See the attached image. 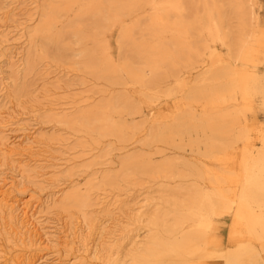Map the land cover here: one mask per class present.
<instances>
[{"label":"rangeland","instance_id":"374dc122","mask_svg":"<svg viewBox=\"0 0 264 264\" xmlns=\"http://www.w3.org/2000/svg\"><path fill=\"white\" fill-rule=\"evenodd\" d=\"M231 1L0 0V136L17 144L0 161V199L10 206L0 210V249L9 264H129L159 247L160 232L171 234L190 197L228 195L243 147L239 127L254 136L264 126L256 95L212 110L211 97L235 77L218 74L219 65L264 69V52L253 63L229 48L241 31L264 30V0H240V14ZM128 35L148 53L177 40L186 59L172 51L144 63L132 42L122 43ZM90 55L99 75L86 69ZM105 106L104 134L75 121ZM226 132L232 144L211 155L208 138ZM88 193L89 206L73 205ZM115 198L122 203L107 215ZM211 222L222 248L246 237L231 211ZM200 264L224 262L209 249Z\"/></svg>","mask_w":264,"mask_h":264},{"label":"bare ground","instance_id":"6f19581e","mask_svg":"<svg viewBox=\"0 0 264 264\" xmlns=\"http://www.w3.org/2000/svg\"><path fill=\"white\" fill-rule=\"evenodd\" d=\"M231 5L236 14H240L243 11L242 1L233 0L231 1ZM7 35L8 33L5 35L6 38L2 40L3 43L9 42ZM128 41L133 43L129 50L133 55L137 54L140 57L139 59L144 63L152 62L154 60L159 62L164 59L167 52L170 53L172 51L171 56L178 60H185L187 56L186 49L177 40H172L173 45L171 46L165 48L157 47L150 53H148L147 49L145 51L140 48V44L134 36L128 35V37L122 39V43ZM229 48L232 53L235 52L236 59L246 62H256L257 55L264 52V30H255L251 33L241 31L239 36L229 43ZM168 65L171 66L172 62ZM260 68L247 66L245 67V72L241 74L237 68L233 69L224 63L219 65V70L217 71L218 74L227 76L233 74L235 77H231L228 84L225 85V88H221V90L215 92L211 97V106L214 113H218L220 110L229 107V103L233 104L239 100L248 103L250 102L251 97L255 95L261 99L262 105H264V69ZM86 69L92 74H100V68L93 55L88 57ZM132 69L136 72L134 65ZM170 69L172 70L173 67L171 66ZM112 71L114 72L113 69ZM42 78H45V75ZM46 98L49 101H57V98H49V94L46 95ZM108 107L105 106L99 110L96 109V111H87L82 115L80 120L75 119V121L88 122L93 125L92 127L104 134L108 128L104 109ZM241 113L244 118L245 111H242ZM0 114H2L1 109ZM240 123V118H237L236 121H234V124ZM252 131V129L245 126L239 127L238 140L242 141L243 147L237 161L236 174L232 176L230 180L232 188H230L231 191L228 192V195L218 192L210 194L201 193L200 195L190 197L186 202L187 207L178 210L172 224L168 226V231H170L171 234L164 235L160 232L162 242L159 247L152 248L151 250L145 249L142 255L135 258L134 261L129 264H200L205 253L207 254L209 249H212L217 256H220L223 259L224 264H264V126L255 130L256 134H254V136ZM225 135V138H218L216 135L208 138L207 143L211 155L214 156V154L220 153L221 150H224L227 146L232 144V139H230L229 136L230 133L226 132ZM33 140L25 141L23 144L24 150H32V148H34L35 142ZM16 145L17 144L13 147L14 144L13 146L9 144L6 136H0L1 164L14 154L13 152L16 150ZM18 148L20 147L18 146ZM27 154L29 153H26V155ZM90 196L91 194L89 193L88 196H74L72 203L77 207L89 206L91 200ZM121 203V199H113L111 203L107 205L108 208L111 207L110 209H107L109 210L107 211V215L112 212L111 209H116ZM8 206L9 205L6 203L5 199H2L1 197L0 210L3 208L6 209ZM13 207L14 206H12V208ZM27 208L29 209V206ZM27 208L26 210H28ZM228 211H231L233 225L241 228L246 237L233 241L227 248H222L221 244L210 232L212 228L211 219L215 215ZM96 221L100 222L99 227L102 226L101 221H98V219H96ZM88 222L92 224L93 219ZM110 223H112V221ZM163 223L165 222H162L161 224ZM32 224H34V221ZM163 227L167 228L166 226ZM34 230L36 231V228ZM99 230L100 232H104L105 227L102 226ZM22 257L23 256H21V258ZM17 260L18 259L12 264H17ZM0 264H9L5 253H3L1 249Z\"/></svg>","mask_w":264,"mask_h":264}]
</instances>
